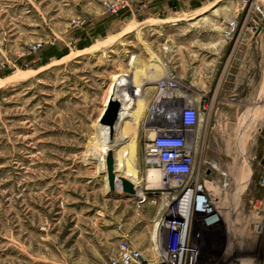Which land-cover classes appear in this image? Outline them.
Returning a JSON list of instances; mask_svg holds the SVG:
<instances>
[{
	"label": "rangeland",
	"instance_id": "rangeland-1",
	"mask_svg": "<svg viewBox=\"0 0 264 264\" xmlns=\"http://www.w3.org/2000/svg\"><path fill=\"white\" fill-rule=\"evenodd\" d=\"M118 1L0 0V264H108L121 239L160 260L153 248L176 192L162 175L146 180L143 151L166 129L192 141L198 180L221 215L215 228H196L203 247L185 263L227 264L224 208L240 198L233 221L261 207L242 259L264 264V0ZM119 74L128 89L147 81L125 121L134 123L135 194L120 181L110 189L97 150ZM162 81L172 85L160 90ZM187 106L198 110L195 127L180 123Z\"/></svg>",
	"mask_w": 264,
	"mask_h": 264
},
{
	"label": "built area",
	"instance_id": "built-area-1",
	"mask_svg": "<svg viewBox=\"0 0 264 264\" xmlns=\"http://www.w3.org/2000/svg\"><path fill=\"white\" fill-rule=\"evenodd\" d=\"M126 5L130 0H119ZM257 10L259 8L257 7ZM235 22H230L226 28L227 36H233L237 29ZM34 46L33 48H35ZM171 81H162L160 90H164ZM184 127H195L199 121V113L195 107L183 108L180 115ZM192 141L183 135L177 134L174 129L157 130L153 137L145 144L143 161L149 168L161 171L165 184H172L175 196L171 207L163 219L164 231L161 234V244L165 253L174 248L180 256L168 255L164 264H182V251L187 249L199 252L203 247L204 234L196 228L213 229L221 219L215 208L213 195L209 193L203 183L198 180V171L195 170V152ZM180 259V260H179ZM191 263V262H190ZM108 264H155L148 261L141 250L131 246L125 239L119 240L116 253L109 259Z\"/></svg>",
	"mask_w": 264,
	"mask_h": 264
},
{
	"label": "bare ground",
	"instance_id": "bare-ground-1",
	"mask_svg": "<svg viewBox=\"0 0 264 264\" xmlns=\"http://www.w3.org/2000/svg\"><path fill=\"white\" fill-rule=\"evenodd\" d=\"M142 73H143V71H142ZM138 75L139 74H137V76ZM20 76L23 77L24 74H21ZM139 79H141V78H139ZM113 80H114L113 83H111L107 88V92H106V96H105V104L103 106L101 114L103 113V111L105 109V105H106L109 97L110 98L114 97V99L119 100L121 103V106H122V108H121L122 111H120V113H119V120H118L117 124L115 125L114 130L121 129L122 134H121L119 139L118 138L114 139L113 136L111 139L110 138V128L108 126L101 125V127H102L101 131L102 132H101L100 144L98 145L97 150H99L100 153L103 155L101 161L105 165V160H106V155H107L108 150L111 149V146H113V145L115 146V145H117L118 142L122 141L123 145H120L117 149L114 150L115 151L114 161L116 162L115 173H117V178H120V177L126 178V179L130 180L132 183H135L137 186L138 185L137 184V179H138L137 170L134 167L128 165L130 162H133L135 159L136 144L134 141V137L132 136L133 132L131 133L129 131L130 125L132 123L128 125V123H125V121L127 118L132 116V113H131L132 110L140 109V106H139V103H140L139 99L140 98H136V95L138 96V93L136 95L133 94V89L134 90L135 89H137V90L141 89L146 84L147 81L145 80L146 82H143L142 80L140 81L137 79V80H135L134 85L131 86V84L129 83L131 88L128 89V87L127 88L125 87L127 84H125V81H123V75H120V74L115 75ZM122 86H124L125 88H122ZM137 99H138V101H137ZM101 114H100V116H101ZM132 125H134V123ZM112 143H114V144H112ZM160 172L161 171H159L158 169L150 168L146 172V180L148 182H153V180L156 181L157 178L160 179V176L162 175V173H160ZM120 173L122 174V176L119 175ZM244 177L245 176H243V179H244ZM244 180H242V182H244ZM242 182L240 183L241 186L239 184L237 187L234 188V193H232V195L234 194L236 196L237 194L241 195V193H243V191L245 190L247 185L245 186L244 184H242ZM117 184L119 186H121L120 185L121 182H118ZM141 194L143 196V193H141ZM238 200L236 201V198H235L233 200V202H231L232 206L228 205L227 208L226 207L224 208L225 216H227L226 226H227V229L229 232V234H228L229 236H228L226 245L224 244L225 247H224V250L222 253L224 254L225 258L227 259V264H259V261H257L258 258L256 259V261H253V260L251 261V260H246V259L243 260L242 257L244 256L243 253L247 252L248 244H251V241L254 238L256 239L258 237V234H257L258 232L256 230V227L254 228V226L252 225V222H253L252 220L254 218H256V216H257V214L254 211H257L258 209L261 208L260 202L257 201V203L255 204V207L257 208V210L253 209L254 211L252 214L249 213L248 215H241L240 217L238 216L239 218L236 217L235 221H233L232 217H230L229 215H231V210H234L233 207H235L236 202L238 204ZM215 203L217 204V202H215ZM230 207H231V210H229ZM216 210L219 212V209L216 208ZM221 210L223 211V209H221ZM258 216H260V215H258ZM157 226H158V222H156V227ZM159 243H160L159 248L157 245H155L153 248L154 250L153 249L152 250L155 251L156 254L161 255V259L160 260H154L152 262L155 264H164L169 259V257L167 254H165V250H164L161 242H159ZM158 249H160V250H158ZM191 252L193 253L196 251H190L187 249L182 251V253H181L182 254L181 255L182 256V261H181L182 264H186L185 262L187 260V255Z\"/></svg>",
	"mask_w": 264,
	"mask_h": 264
},
{
	"label": "water",
	"instance_id": "water-1",
	"mask_svg": "<svg viewBox=\"0 0 264 264\" xmlns=\"http://www.w3.org/2000/svg\"><path fill=\"white\" fill-rule=\"evenodd\" d=\"M121 103L119 100L114 99V97H109L105 105V109L98 121L101 125L108 126L110 128V138L112 139L114 127L119 120V113L121 111ZM115 153L112 149H109L106 155L105 165H106V177L107 182L111 190H114L115 183L117 181L121 182L123 191L135 194L134 184L123 177L117 178L115 173L116 162L114 161Z\"/></svg>",
	"mask_w": 264,
	"mask_h": 264
},
{
	"label": "crops",
	"instance_id": "crops-1",
	"mask_svg": "<svg viewBox=\"0 0 264 264\" xmlns=\"http://www.w3.org/2000/svg\"><path fill=\"white\" fill-rule=\"evenodd\" d=\"M159 248V247H158ZM158 250H160V249H158Z\"/></svg>",
	"mask_w": 264,
	"mask_h": 264
},
{
	"label": "flooded vegetation",
	"instance_id": "flooded-vegetation-1",
	"mask_svg": "<svg viewBox=\"0 0 264 264\" xmlns=\"http://www.w3.org/2000/svg\"><path fill=\"white\" fill-rule=\"evenodd\" d=\"M215 249H216V248H215ZM215 249H214V250H215Z\"/></svg>",
	"mask_w": 264,
	"mask_h": 264
}]
</instances>
